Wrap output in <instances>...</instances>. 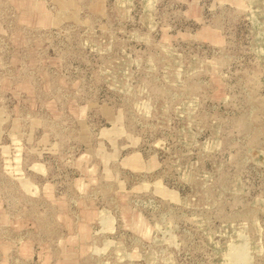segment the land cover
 I'll list each match as a JSON object with an SVG mask.
<instances>
[{"label":"rangeland","instance_id":"374dc122","mask_svg":"<svg viewBox=\"0 0 264 264\" xmlns=\"http://www.w3.org/2000/svg\"><path fill=\"white\" fill-rule=\"evenodd\" d=\"M0 264H264V0H0Z\"/></svg>","mask_w":264,"mask_h":264}]
</instances>
